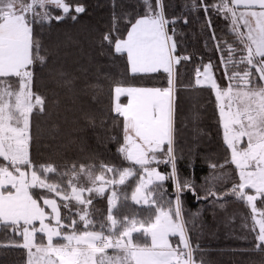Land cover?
Masks as SVG:
<instances>
[{"label": "snow or ice", "instance_id": "1", "mask_svg": "<svg viewBox=\"0 0 264 264\" xmlns=\"http://www.w3.org/2000/svg\"><path fill=\"white\" fill-rule=\"evenodd\" d=\"M113 8L102 54L107 48L126 55L133 79L166 74L167 86L114 87L108 119L117 131L109 138L121 165L73 161L61 167L32 157L33 121L47 114L35 81L50 61L38 35L53 22L76 21L86 9L69 0H0V230L11 236L0 248L24 250V264H207L193 244L199 212H186L187 193L221 208L232 199L243 202L251 212L253 250L264 253V208L257 207L264 204V0L192 2L204 14L205 47L211 43L219 63L201 57L194 85L186 87L213 92L229 153L224 164L209 165L199 184L194 174H181L177 151L180 67L192 60L178 51L177 25L189 21L167 16L164 0H137L132 12L119 15ZM213 16L226 22L223 33ZM121 20L125 36L117 27ZM49 74L60 87L73 88L65 73ZM82 118L87 127L97 126L94 114ZM100 123L108 127L107 120ZM226 165L234 166L235 179ZM97 198L106 201L103 210L95 208Z\"/></svg>", "mask_w": 264, "mask_h": 264}, {"label": "trees", "instance_id": "2", "mask_svg": "<svg viewBox=\"0 0 264 264\" xmlns=\"http://www.w3.org/2000/svg\"><path fill=\"white\" fill-rule=\"evenodd\" d=\"M83 4L86 11L76 21L66 19L39 32L38 38L50 56L49 68L38 73L35 91L47 98V114L33 121L34 143L32 157L38 162H51L63 166L75 161L99 165L101 162L121 165L118 145L109 137L116 134L112 128L111 108L113 89L119 84L166 87V74L160 73L154 80L133 79L126 55L109 54L102 49L100 39L112 27V14L132 12L137 0H69ZM193 0H164L166 15L184 16L188 24L177 25L178 51L191 55L192 60L180 67L179 99L177 108V151L183 159L178 163L181 174L195 175L197 183L209 173L210 164H224L229 157L223 143V131L219 124L218 109L213 92L204 88H187L194 85L195 69L211 59L219 63L216 54L205 47L208 40L204 27V14L192 9ZM213 26L218 34L225 31L226 22L213 16ZM119 34L126 35V24L118 22ZM52 69L65 73L74 82L71 90L60 87L49 74ZM218 81L225 86L219 70ZM100 85L99 88L87 87ZM126 103V98H121ZM84 112L96 117V127H87L82 118ZM108 121V127L101 126ZM191 165V166H189ZM124 166H127L126 162ZM224 171L232 173L234 166L226 165ZM188 213L199 212L197 228L191 233L193 244L203 249L207 264H264V253L254 251V233L250 231V209L241 201L230 200L223 208L198 202L191 194H185ZM95 208L103 210L106 201L97 198ZM258 208L264 204L257 202ZM63 211V210H62ZM11 238L0 230V242ZM15 239H19L16 237ZM26 253L22 249L0 248V264H24Z\"/></svg>", "mask_w": 264, "mask_h": 264}, {"label": "rangeland", "instance_id": "3", "mask_svg": "<svg viewBox=\"0 0 264 264\" xmlns=\"http://www.w3.org/2000/svg\"><path fill=\"white\" fill-rule=\"evenodd\" d=\"M241 10H243V9H241ZM121 98H123V97H121ZM126 98V97H125ZM126 103H127V98H126ZM177 238H173V240L175 241ZM110 252H111V250H109Z\"/></svg>", "mask_w": 264, "mask_h": 264}]
</instances>
